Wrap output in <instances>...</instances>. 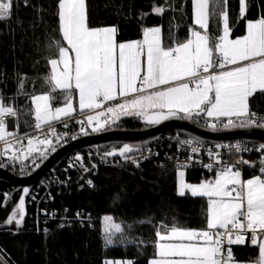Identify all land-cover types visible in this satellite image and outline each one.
I'll return each instance as SVG.
<instances>
[{
    "label": "snow or ice",
    "instance_id": "snow-or-ice-1",
    "mask_svg": "<svg viewBox=\"0 0 264 264\" xmlns=\"http://www.w3.org/2000/svg\"><path fill=\"white\" fill-rule=\"evenodd\" d=\"M226 3L227 0H192L193 23L198 28L190 30L186 41L165 47L160 27L145 28L143 40L117 43L114 26H88L86 0H58L61 39L53 40L50 45L57 50V57L48 61L51 72L46 79L50 90L48 94L32 98L35 128L42 129L46 125L47 131L43 139L27 138V155H23V159L36 151L34 140L46 146L41 156L48 148L55 150L48 137L55 136L58 141L53 122L73 118L76 112L73 95L78 96L82 114L105 109L108 102L123 98V102L97 111L95 115H85L88 125L95 122L93 132L108 124L109 117L115 123L121 116L141 117L152 125L179 118L197 123L203 119L206 126L214 130L264 128V117H258L249 105L250 97L264 93V15L247 20L246 34L230 39L228 15L221 8ZM13 7V0H0V20L11 16ZM165 10L159 6L152 9L156 14H163ZM243 14L244 0H241ZM217 17L223 20L222 33L211 37L209 22ZM141 57L145 58L144 64ZM57 90L64 93L65 101L63 106L54 107L53 93ZM17 116L14 105L5 103L0 96V141L6 145L2 154L6 155L13 148L10 138L22 144L15 133L7 130L4 119ZM101 117H105L103 124ZM78 122L83 124V121ZM179 144L190 148L192 154L199 153L203 147L200 141L191 138ZM215 147L226 148L236 154V158L225 160L220 151L207 149L212 162L204 167L215 170L213 179L188 184L183 180L184 172L178 171L181 178L178 195L190 193L193 197L207 199L206 228L184 229L173 225L164 235L158 230V258L150 264H238L231 246L244 244L248 233L251 244L259 249V264H264V144L257 149L261 152L260 175L247 180L242 178L239 165L255 164L240 154L251 149L240 143ZM139 151L133 145L124 144L104 155H119L138 166L135 156L129 154ZM10 159L20 160L21 154L13 153ZM183 167L186 164L178 165V168ZM23 191L25 195L28 193L27 188ZM24 215L25 197L22 195L6 223L15 222L19 228ZM105 221L106 243L111 245L113 237L122 233L123 228L114 223L112 217H105ZM166 240L177 242L161 243Z\"/></svg>",
    "mask_w": 264,
    "mask_h": 264
},
{
    "label": "trees",
    "instance_id": "trees-1",
    "mask_svg": "<svg viewBox=\"0 0 264 264\" xmlns=\"http://www.w3.org/2000/svg\"><path fill=\"white\" fill-rule=\"evenodd\" d=\"M13 3L11 17L0 22V96L18 110V130L27 132L36 123L32 98L50 90L46 79L50 74L48 61L57 57L55 46L50 45L61 39L58 0H13ZM245 3L244 16L241 0H227L221 6L227 12L233 38L246 34L247 20L264 15V0ZM86 4L88 26H114L117 42L141 39L145 28L159 26L164 44L173 46L186 40L191 28L197 27L193 23L192 0H86ZM154 6L166 10L156 14L152 11ZM222 21L219 17L210 20L209 36L218 37L222 33ZM58 94V90L53 93L55 97ZM57 104L55 99L53 105ZM249 105L252 111L264 115V93L250 97ZM146 125L141 117L123 116L106 128L138 129ZM76 127L75 124L58 127L55 131L58 141ZM48 138L58 142L55 136ZM119 147L120 144L104 145L97 151L101 155ZM66 162L67 157L55 166L56 180L48 190H41L31 208L27 206L19 228L6 220L19 202L21 188L0 182V264H105L107 259L148 264L154 255L158 230L165 231L173 225L184 229L206 228L207 199L178 195V168L172 165L158 166L153 161L138 166L102 165L79 180L80 174L67 167ZM213 175L215 172L206 170H186L189 183ZM249 176L252 175L246 173L245 178ZM36 208L41 211L39 226L35 217H29V211ZM105 217L121 224L123 234L132 240L130 245H105L102 223ZM232 251L237 261L259 264L257 246L232 245Z\"/></svg>",
    "mask_w": 264,
    "mask_h": 264
},
{
    "label": "built area",
    "instance_id": "built-area-1",
    "mask_svg": "<svg viewBox=\"0 0 264 264\" xmlns=\"http://www.w3.org/2000/svg\"><path fill=\"white\" fill-rule=\"evenodd\" d=\"M7 19L0 20V22ZM107 106L108 103L105 105V109ZM105 109H97L96 111L87 112L85 114H82L80 112L73 115V118L67 119L66 121L65 120L54 121L53 127L55 128V131L58 127H68L71 126L72 124H75L77 126L75 131L69 134L65 139L53 143L55 145L54 151H56L65 143L83 135L84 133L93 132L92 128L96 126L95 122L92 125H88L85 119V115L86 114L95 115L97 111H103ZM253 112H255L258 117H264V115L259 112L256 111ZM4 119L7 125V130L9 132L15 133L16 136L19 137L20 140L22 141V144H18L14 139L10 138L13 143V148L9 150V152L5 155L2 153H4V149L6 148V145L4 144L3 141H0V167L7 169L8 171H10L11 173L17 176H27L31 174L35 169H37V167L54 152L51 148H48L46 154L43 156H41L40 153L45 150H42L41 152H37L34 156L32 155L28 156L27 159H23V155H27V138L42 137L43 134L47 131V126L46 125L43 126L42 129L34 128L27 132H20L18 130L16 117H5ZM104 119L105 117H101L102 124L104 123ZM78 121H83V124L79 123ZM200 122L205 124L203 119H201ZM65 123L67 126H65ZM110 123H111V118L109 117V123L105 124L102 129L109 126ZM185 139H190V138L177 132H169L164 136H162L155 144L147 148L141 149L139 152H134L129 155L135 156L138 164L144 163L145 161H153L158 166L172 165L176 168H178V165L180 164H186V167L178 168V169L206 170L210 172H215V170H209L208 168L204 167V165L212 162L209 159L207 149L211 148L213 150L220 151L225 160H234L236 158V154L230 153L226 148L216 149L215 146L240 143L251 149L250 151L241 153L240 155H242L243 159L253 162L255 164V166H249L247 164L239 165L243 179L246 180L245 178L246 173H249L252 176L256 174L260 175L259 162L261 159V152L257 151V149L260 146V144L258 143H253L248 141H233V142L220 143L216 145L201 143L203 145L201 151L197 154H192L190 148L179 144V141ZM97 150L98 148H89V149L76 151L67 156L66 165L70 169H73L80 174L79 180L84 179L85 175H87L90 172H96V170L102 165H107L111 167L125 163L137 165L136 163H133L131 160H126L121 156L111 157L104 155L106 152L112 149L107 150L105 153L101 155L98 154ZM13 153L21 154V159L20 160L10 159ZM189 156H192L191 160L189 159ZM77 157H79V159H77ZM57 174L58 172L55 171L50 173L49 175L46 174L43 178L39 180V182L32 188L30 192V195L27 200V206H30L31 208L32 205H34V203L38 201V195L40 194L41 190L43 189L48 190L51 182H54L56 180ZM86 181L88 183L89 181L91 182L89 178H87ZM90 184L93 185V182H91ZM40 212L41 211L38 210L37 208L36 210L29 211V217H35L38 226L40 222L39 220ZM51 216H53V213L51 214ZM250 236H251L250 233H248L245 236V243H248L249 246H254L251 244ZM244 244H240V245H244Z\"/></svg>",
    "mask_w": 264,
    "mask_h": 264
},
{
    "label": "water",
    "instance_id": "water-1",
    "mask_svg": "<svg viewBox=\"0 0 264 264\" xmlns=\"http://www.w3.org/2000/svg\"><path fill=\"white\" fill-rule=\"evenodd\" d=\"M144 122L147 125L138 129L105 128L95 133L83 134L62 145L49 157H47L37 167V169H35L31 174L27 176H17L7 169L0 167V182H4L6 184L18 186L21 188L20 197L22 195H24L25 197L26 215L27 199L32 188L47 173L53 172L55 170V166L62 159L66 158L68 155L76 151L89 148H99L100 146L110 144H120L121 147L124 144H129L141 150L155 144L162 136L169 132H177L188 138L196 139L200 141V143L212 145L233 141H248L258 143L260 145L264 144V128L259 127L214 130L201 122L197 123L192 120L179 118H170L154 125L148 124L145 120ZM116 156L119 155H114L111 157ZM25 188L28 189V193L26 195L23 191Z\"/></svg>",
    "mask_w": 264,
    "mask_h": 264
},
{
    "label": "rangeland",
    "instance_id": "rangeland-1",
    "mask_svg": "<svg viewBox=\"0 0 264 264\" xmlns=\"http://www.w3.org/2000/svg\"><path fill=\"white\" fill-rule=\"evenodd\" d=\"M245 11H246V3H245V0H244V14H245ZM244 14H243V16H244ZM228 25H229V22H228ZM155 27H159V26H155ZM222 27H223V21H222ZM153 28V27H152ZM197 28H198V26H197ZM230 28V27H229ZM161 29V28H160ZM192 29V28H191ZM189 37H190V33H189ZM188 37V38H189ZM239 37H241V36H239ZM239 37H235V38H239ZM187 38V39H188ZM235 38H233L232 37V35H231V29H230V39H235ZM186 39V40H187ZM186 40H183V41H180V42H184V41H186ZM249 100H250V98H249ZM151 111H154V110H151ZM105 129V128H104ZM102 129H100L99 131H101ZM96 132H98V131H96ZM90 133H95V132H90ZM84 134H86V133H84ZM44 137H40L39 139H43ZM28 146V145H27ZM45 145H41V144H39V142H38V140H34L33 141V148H35L36 149V151L37 152H41L42 150H45ZM178 171H183L184 172V177H183V180L186 182V183H188V184H199V183H201L202 181H204V180H209V179H213L214 178V175L211 177V178H209V179H204V180H202L201 182H198V183H189V182H187V180H186V170H184V169H178ZM178 171H177V191H178V185H179V180L181 179L179 176H178ZM256 175H259V174H256ZM253 176H255V175H253ZM253 176H249V177H247L246 178V180L247 179H250L251 177H253ZM243 178V177H242ZM186 194H190V193H186ZM191 195V194H190ZM114 222V221H113ZM103 239H104V242H105V245L107 246V247H110V246H114V245H124V246H128V245H130L131 244V242H132V240L131 239H129V237H127L126 235H124L123 234V232L122 233H118V234H116L114 237H113V240H114V242H113V244H111V245H109V244H107L106 243V233H105V231H104V229H105V226H106V221H105V218H103ZM114 223H117V222H114ZM13 225H15V222H13L12 223ZM120 224V223H119ZM160 232H163L164 230H159ZM237 261V260H236ZM107 262H111V264H130V262H129V260H122V259H118V260H113V259H107L106 261H105V264H107ZM238 262V264H256V263H246V262H241V261H237Z\"/></svg>",
    "mask_w": 264,
    "mask_h": 264
},
{
    "label": "crops",
    "instance_id": "crops-1",
    "mask_svg": "<svg viewBox=\"0 0 264 264\" xmlns=\"http://www.w3.org/2000/svg\"><path fill=\"white\" fill-rule=\"evenodd\" d=\"M104 27H113V26H104ZM104 27H99V28H104ZM151 28H152V27H151ZM160 28H161V27H160ZM161 39H162L163 45H164L165 47H169V46H166V45L164 44V41H163V35H162V30H161ZM140 40H143V36H142L141 39L133 40V41H140ZM116 41H117V40H116ZM126 42H129V41H126ZM117 43H121V42H117ZM65 46H66V45H65ZM71 55L74 56V53L71 54ZM141 62H142V64L145 63V58H144V57H141ZM62 67H63V66L61 65V66H60V70H62ZM50 72H51V65H50ZM58 91H59V90H58ZM43 94H48V93H40V94H37V95H35V96H39V95H43ZM72 99H73L74 107L76 108V112L73 113V115H75V114H77V113H80V110H79V107H78V96H77V95H73ZM56 100L58 101V104H57L56 106L53 105L54 107L63 106L64 101H65L64 93H62L61 91H59V94L56 95ZM117 102H123V98H118L117 101H111V102H108V106H111V105H113V104H115V103H117ZM32 104H33V108H34L35 105H34V103H33V99H32ZM108 106H107V107H108ZM95 111H96V110H95ZM121 117H123V116H121ZM169 229H170V228H169ZM165 233H166V230L163 231V232H161L162 235H164ZM166 242H177V241H175V240L161 241V243H166ZM156 254H157V248H156V243H155V246H154V255L150 258L148 264H150V261H152L153 259L158 258Z\"/></svg>",
    "mask_w": 264,
    "mask_h": 264
},
{
    "label": "bare ground",
    "instance_id": "bare-ground-1",
    "mask_svg": "<svg viewBox=\"0 0 264 264\" xmlns=\"http://www.w3.org/2000/svg\"><path fill=\"white\" fill-rule=\"evenodd\" d=\"M29 197V196H28Z\"/></svg>",
    "mask_w": 264,
    "mask_h": 264
}]
</instances>
